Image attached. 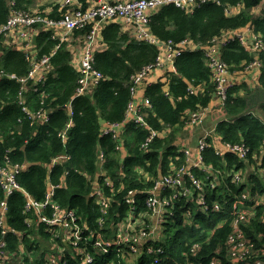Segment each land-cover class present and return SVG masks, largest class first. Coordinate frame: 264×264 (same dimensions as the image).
Instances as JSON below:
<instances>
[{"label":"trees","instance_id":"trees-1","mask_svg":"<svg viewBox=\"0 0 264 264\" xmlns=\"http://www.w3.org/2000/svg\"><path fill=\"white\" fill-rule=\"evenodd\" d=\"M15 10L28 11L36 0H13ZM87 7L89 0H79ZM261 0H221V5L206 4L190 12L175 5L158 10L151 19V33L162 42L179 44L191 40L196 44L207 45L224 31L236 30L252 25L254 32L264 42V14L256 16L252 9ZM227 5H243L240 13L229 17L225 14ZM58 6L50 14L51 19H59ZM12 11L8 0H0V27L9 19ZM93 27L89 24L77 31L75 37L87 35ZM3 37L0 36V40ZM39 57L49 55L60 44L50 30L40 29L34 37ZM101 44L104 49L96 51L94 67L105 77L91 95L75 98L80 72L72 63V54L67 44L52 59L53 71L38 92L30 91L28 106L31 110L51 109L49 121L43 125L33 124L18 106L20 85L5 78L0 85V164L1 166H25L17 180L36 201H43L50 185L57 187L54 201L64 210H74L80 223L106 240L116 235L112 225L126 220L132 212H147L146 192L152 188L155 179L170 174L185 164V154L178 152L177 143L183 139L184 127L191 112L207 109L215 94V85L210 68L205 61L203 50L187 51L175 61L176 72H169L165 82L149 84L146 97L151 103L147 123L158 132L170 128L163 138H156L148 151L141 146L150 134L149 129L129 124L123 135L126 156L119 152L117 143L110 136L101 135L104 121H123L129 103L132 101L131 86L133 77L145 67L153 64L160 49L155 45L136 41L122 29L119 21H112L101 31ZM3 53L1 70L18 77L27 75L29 62L24 53L16 48L0 45ZM223 62L231 73H236L260 60L258 83L251 87L243 82L233 85L227 92L222 107L223 118L215 127V137L224 143H245L252 153H259L264 139V53L257 56L247 51L238 41H231L221 51ZM193 87L194 93L190 88ZM168 88V89H167ZM72 102L73 116L67 106ZM70 120L73 124L67 132V141L60 134ZM105 152L103 170L113 188L105 186L101 178L99 153ZM67 156L51 169L53 159ZM204 161L214 170L228 172L240 163L236 155L229 154L222 159L216 156L214 147L203 152ZM204 179V173L194 171ZM103 186L112 199L110 211L104 217L101 206L91 196L94 183ZM216 189L207 188L206 203H219L218 212L206 213L198 204L196 196L178 197L172 201L170 213L165 218L160 240L150 246L154 254L145 247L140 255L133 256L129 251L111 252L108 255L93 252V264H236L228 244L233 233L236 217L235 194L243 191L232 183H219ZM231 190L229 191V189ZM113 189V192H112ZM130 190H138V212H130L124 197ZM120 191V192H119ZM264 194V184L258 175L253 177L251 195ZM0 187V204L5 199ZM244 212H252L248 222L242 225L243 232L253 245L249 244L246 264L264 262V205L256 204ZM101 219L103 222L100 223ZM28 226V223H31ZM35 217L25 213V198L16 192L8 199V227L22 233L20 239L14 233L5 237L7 251L20 264H49L48 253L40 248L39 239L50 237L45 225H37ZM2 231L0 229V239ZM48 241V240H46ZM20 242L24 247L21 254ZM50 247L53 241L49 240ZM62 243V241H61ZM59 243V244H61ZM64 243V242H63ZM65 244V243H64ZM53 250L51 249L50 252ZM75 252L67 249L66 264H85ZM63 260V259H62Z\"/></svg>","mask_w":264,"mask_h":264},{"label":"built area","instance_id":"built-area-1","mask_svg":"<svg viewBox=\"0 0 264 264\" xmlns=\"http://www.w3.org/2000/svg\"><path fill=\"white\" fill-rule=\"evenodd\" d=\"M61 14L59 19H51L49 12H41L38 7L28 11L15 10L13 0H8L11 8V15L6 24L0 27V45L21 50L26 60L29 62V71L27 75L18 77L15 74L7 75L0 68V85L5 78L16 81L20 85L17 104L22 112L32 121L33 124L43 125L49 121L51 109L40 108L39 110H31L28 106V96L30 91L38 92L39 86H44L48 80L49 74L54 70L52 59L60 49L61 44H68L72 41V37L77 31L84 30L89 24H93L91 31L78 39L83 42L82 47L76 46L69 51L72 54V63L80 72L78 88L76 96L91 95L98 84L105 79L104 75L94 67V56L96 46L99 41L102 28L112 21H119L122 28L126 30L136 41L155 45L159 49L164 48L156 61L145 67L141 72L137 73L132 79L131 95L132 101L127 107L125 118L121 122L111 123L104 121L101 126V135L110 136L117 143L116 149L126 156L123 135L129 124H135L139 128L149 129L150 134L143 142L141 149L148 151L150 145L156 138H163L170 132V128H166L162 132H158L149 128L147 123L148 111L151 108L149 99L145 96L141 102H136V94L139 88L144 84L145 80L151 76L153 72L167 69L170 72H176L175 61L184 52L203 50L205 61L211 70L212 80L215 85L214 96L224 105L227 99V92L230 87L235 85L231 79L234 73H231L229 67L221 58V51L231 41H238L247 51L257 56L264 53V42L254 32L252 25H248L236 30L224 31L220 36L214 38L210 44H196L191 40H185L179 44L173 42H162L157 39L150 30L152 16L165 6L175 5L181 9H187L192 12L197 7L206 4L221 5V0H92L91 4L84 7L79 0H55ZM75 5L76 7H73ZM243 5L225 7V14L229 17L236 16L240 13ZM252 14L262 16L264 14V0L258 6L252 9ZM40 29L50 30L54 34V38L58 39L60 44L49 55L39 57V53L34 43V37ZM74 46V44H73ZM0 51V62L2 57ZM263 64L260 60H255L245 68V72L251 71L253 68H261ZM194 93L193 87L190 88ZM69 115L73 116L72 102L67 106ZM2 109L0 108V115ZM208 115L207 109L188 114L184 132L192 134L193 131L202 126ZM73 120H70L65 130L60 134L63 141H67V132L71 128ZM184 139V137H183ZM215 137V129L204 132L198 139L195 150L190 149L186 143H177L178 152L185 154V164L174 169L168 175L161 176L154 180L152 188L146 194L145 205L147 212H138V190H130L124 197L125 204L130 207L132 216H127L126 220H121L117 224H113L112 230L116 235L113 239L106 240L100 235L96 236L86 226L81 225L80 218L74 210H64L54 201L57 187L50 185L43 201H36L26 190L18 183L17 176L25 166L10 165L1 166L0 164V187L5 192V199L0 204V229L2 237L0 239V264H20L21 256L15 260L7 251L8 242L5 237L8 233H14L18 238H23L22 233L8 227V199L14 193L18 192L25 198V213L33 214L37 225H45L47 232L53 236L52 252L48 253L49 264H66L65 258L67 249L71 248L75 252L74 257H78L85 264H93L95 261L93 252L102 255H108L111 252L129 251L133 256L137 257L146 247L149 254H154L153 249L149 245L152 242L160 240L163 233V224L168 213L172 215L170 207L172 201L178 197H195L198 204L206 213L218 212L222 206L219 203H206L207 188L216 189L220 182L224 185L229 183L245 189L239 194H235V219L233 222V233L229 237L228 244L231 248V255L236 264H246L249 256V244L251 241L243 232L242 225L248 222L249 215L252 212H244L249 204L256 208V204L264 205V194L251 195L253 188V177L258 175L264 184V139L260 147L259 153H252L245 143L231 144L224 143ZM214 147L216 156L224 159L229 154H234L240 161L237 168L234 167L228 172L214 170L204 161L203 152L210 147ZM67 156H61L53 159L52 169L61 160L67 159ZM105 162V152L101 149L99 153V164L101 178L108 188H113V184L109 178L105 177L103 170ZM194 171L203 172L205 178L201 179L196 176ZM231 188L229 189V191ZM113 192V189H112ZM120 192V191H119ZM114 193V192H113ZM91 196L95 202L101 206L104 217L110 211L112 199L106 195L103 186L98 182L94 183V189ZM264 214V211H263ZM134 218L133 220L130 218ZM31 222V221H30ZM103 222L101 219L100 223ZM28 223V226H31ZM61 232H60V231ZM62 243L59 244V238ZM65 244H64V243ZM253 245L251 244V247ZM21 254L24 253V247L20 242ZM63 259V260H62ZM211 264H217L213 261ZM255 264H264V262H255Z\"/></svg>","mask_w":264,"mask_h":264},{"label":"crops","instance_id":"crops-1","mask_svg":"<svg viewBox=\"0 0 264 264\" xmlns=\"http://www.w3.org/2000/svg\"><path fill=\"white\" fill-rule=\"evenodd\" d=\"M92 0H89V4H91ZM58 6L57 2L55 0H37L36 7H41L45 13L51 14L54 12V8ZM73 7H76L75 5H72ZM59 9V7H58ZM59 13V11L57 10ZM123 29V28H122ZM124 30V29H123ZM127 32L126 30H124ZM80 37H75V35L72 37V41L68 42V47L71 46V48H75L77 45L79 47L83 46V42H79L78 40ZM74 44V46H73ZM70 48V47H69ZM104 49L103 45L101 44V34L99 36V41L96 46V51ZM161 51L164 50V48H160ZM261 68H253L249 72H236L232 76V80L235 82V84L238 83H247L249 86L254 87L259 80V74H260ZM170 71L168 70V67L166 70L161 71L158 70L156 72H153L149 78H147L144 82V84L139 88L137 94H136V102H141L143 98L146 96V88L149 84L158 82L159 80L165 82L167 80V74ZM168 89V88H167ZM222 102L219 101L215 96L212 99L211 103L209 104L207 108L208 115L206 117V120L204 124L198 128H196L192 134H187L184 132L183 137L180 142L186 143V145L190 148L195 150L197 147L198 139L203 135L204 132H208L211 130H214L218 121L223 118V111H222Z\"/></svg>","mask_w":264,"mask_h":264},{"label":"rangeland","instance_id":"rangeland-1","mask_svg":"<svg viewBox=\"0 0 264 264\" xmlns=\"http://www.w3.org/2000/svg\"><path fill=\"white\" fill-rule=\"evenodd\" d=\"M34 9H36V6H34L33 7ZM39 10L41 11V12H43V9L41 8V7H39ZM255 15V14H254ZM78 47V46H77ZM239 72H245V70H241V71H239ZM132 220L134 219V218H132V217H130ZM33 223H34V221H33ZM60 231V230H59ZM61 232V231H60ZM53 236L52 235H50V237H48V238H43V239H39V245H40V248H43V250H45V252L46 253H49L51 250H50V243H49V240H51V238H52ZM60 240H59V243H61V241H62V238L60 237L59 238ZM46 240H48V241H46Z\"/></svg>","mask_w":264,"mask_h":264},{"label":"clouds","instance_id":"clouds-1","mask_svg":"<svg viewBox=\"0 0 264 264\" xmlns=\"http://www.w3.org/2000/svg\"><path fill=\"white\" fill-rule=\"evenodd\" d=\"M36 2H37V0H36ZM34 6H36V3H35V5H34ZM34 6H33V7H34Z\"/></svg>","mask_w":264,"mask_h":264}]
</instances>
